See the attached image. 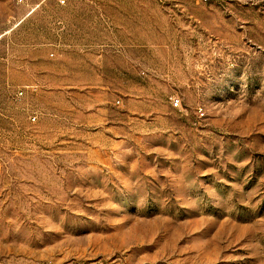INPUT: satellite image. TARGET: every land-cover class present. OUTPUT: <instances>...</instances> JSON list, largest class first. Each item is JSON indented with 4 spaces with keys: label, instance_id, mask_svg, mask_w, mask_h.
Returning a JSON list of instances; mask_svg holds the SVG:
<instances>
[{
    "label": "rangeland",
    "instance_id": "obj_1",
    "mask_svg": "<svg viewBox=\"0 0 264 264\" xmlns=\"http://www.w3.org/2000/svg\"><path fill=\"white\" fill-rule=\"evenodd\" d=\"M59 1L0 0V264H264V0Z\"/></svg>",
    "mask_w": 264,
    "mask_h": 264
},
{
    "label": "built area",
    "instance_id": "obj_2",
    "mask_svg": "<svg viewBox=\"0 0 264 264\" xmlns=\"http://www.w3.org/2000/svg\"><path fill=\"white\" fill-rule=\"evenodd\" d=\"M17 1H18L19 4L24 3V0H17ZM59 3H60V5H64V4H65V0H60ZM22 94H23V93L20 92V95H22ZM174 106H175V107H178V103H175ZM35 120H36V119L33 118V121H35Z\"/></svg>",
    "mask_w": 264,
    "mask_h": 264
}]
</instances>
